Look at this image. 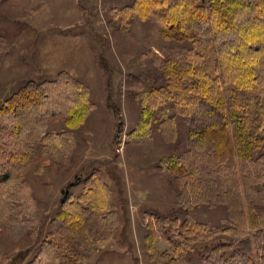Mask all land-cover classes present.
Wrapping results in <instances>:
<instances>
[{
  "label": "trees",
  "instance_id": "16d2710c",
  "mask_svg": "<svg viewBox=\"0 0 264 264\" xmlns=\"http://www.w3.org/2000/svg\"><path fill=\"white\" fill-rule=\"evenodd\" d=\"M121 11L128 18L157 20L165 40L189 43L166 58L149 50L165 82L136 94L141 117L128 134L147 143L158 122L163 139L175 143L177 116L188 126L187 149L159 160L175 179L178 203L187 213L145 218L150 260L185 264L199 251L204 264H264V0H132ZM7 52L0 36V62ZM92 109L87 84L67 72L27 82L0 106V227L16 226L21 213L34 214L25 176L38 146L56 157L70 147L71 133L44 130L47 116L60 117L72 132L85 125ZM91 184L56 208L52 223L61 244L43 240L27 264H70L65 238L76 239L95 211L108 210L103 221H114L108 187L96 178ZM202 205L224 206L225 222L213 227L189 215ZM158 239L169 249L160 252Z\"/></svg>",
  "mask_w": 264,
  "mask_h": 264
},
{
  "label": "rangeland",
  "instance_id": "374dc122",
  "mask_svg": "<svg viewBox=\"0 0 264 264\" xmlns=\"http://www.w3.org/2000/svg\"><path fill=\"white\" fill-rule=\"evenodd\" d=\"M131 3L0 0V36L8 46L0 62V106L27 82L54 79L60 72L86 83L93 103L85 125L72 132L60 117L47 116L51 118L45 120L44 130L71 133L67 138L72 142L64 156L39 146L35 151L25 179L36 209L31 217L21 213L16 226L0 227V264H11L19 256L23 257L18 262L27 264L46 239L60 245L52 223L56 208L62 198L92 189L93 178L108 187L114 221H103L108 210L95 211L82 223L76 239L65 236L62 242L73 259L70 264H155L145 246V218L186 215L177 200L175 179L159 166L162 157L187 149L186 122L177 116L180 136L175 143L163 139L158 122L147 143L130 140L128 134L141 117L136 94L165 82L149 50L166 58L189 43L165 40L155 19L128 18L121 10ZM188 213L213 227L227 218L224 206L202 205ZM91 243L96 246L93 252ZM155 245L160 252L169 249L163 239ZM185 264H204L201 253H191Z\"/></svg>",
  "mask_w": 264,
  "mask_h": 264
}]
</instances>
